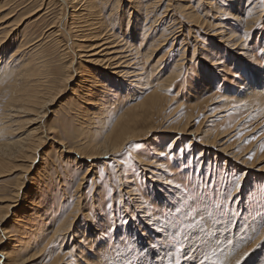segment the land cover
<instances>
[{
    "label": "rangeland",
    "instance_id": "rangeland-1",
    "mask_svg": "<svg viewBox=\"0 0 264 264\" xmlns=\"http://www.w3.org/2000/svg\"><path fill=\"white\" fill-rule=\"evenodd\" d=\"M107 1L101 9L103 25L99 28L86 27L81 15L74 20L65 18V9L59 5V0H0V29L6 26L5 31H11L8 36L4 31L5 40L0 44V69L2 61H8L22 42L18 48H22L19 55L24 66L31 61L30 69L40 68L44 76L49 77L36 74L41 80L35 83L45 84L42 79H48V83L41 84L43 89L37 90L42 93V100L38 95V101L48 102V97L51 104L53 94L58 96L51 106L45 103L43 109H50L39 120L40 113L31 112L33 115L17 109L21 101L14 103L9 90L12 86L8 88L13 83L12 75L11 84H8L9 80L2 79L7 76L5 70L0 73V144L14 145L9 151L14 150L12 156L0 153V215L13 201L14 191L21 183L20 193L24 191L28 198L38 193L44 203L38 206L39 200L36 204H28L29 200L23 199L12 210L15 215H21L25 210L30 212L32 208L46 214L43 237L49 235L52 227L62 219L71 223L70 233L63 231L45 238L46 242L52 238V243L43 250H39L34 242L27 249L19 250V264H51L56 260V264H92V260L96 264H185L194 249L198 248L200 252L203 247L204 251L209 249L204 252L206 256L201 260L196 256L194 264H255L259 261L264 264V84L258 86L252 82V79L264 82V0ZM37 9L39 11L35 12ZM92 28H98L96 31L102 34L101 37L113 34L110 39L115 40L114 49L118 46V54L124 56L127 53L128 60L131 59L130 68L126 66L125 70L137 69L139 77L131 85L127 78L112 74L114 71L110 69L88 64L93 78L106 82L109 88L103 89L102 93V88L85 91V95L78 94L80 100H77L70 92V86L76 88L75 74L66 82L71 71L67 72L69 66L66 64L73 59L69 48L77 54L82 49L86 51L85 45L91 42L85 40L93 33ZM56 29L59 32L66 30L67 34L63 31L57 35ZM0 35L3 37L4 34ZM71 39L74 46L69 42ZM23 43L28 44L22 46ZM176 63L182 65L176 78L168 83L165 80ZM31 64L37 65L36 68ZM81 65L86 66L83 62ZM105 76L108 79H103ZM21 79L18 77L15 82L22 84ZM158 83L164 84L165 88L159 87V90ZM37 86L31 87L37 89ZM249 88H256L257 96H251L249 92L244 94ZM29 90L28 87L26 91ZM153 92L159 93L162 99L158 113L150 109L151 112L144 111L148 108L135 105L152 96ZM98 94L109 95L108 100L117 107L110 109L112 112L105 111V117L101 115V118L83 111L92 105L95 109L99 107V102L95 104ZM12 104L14 108L10 109L8 106ZM98 112L96 109L93 113ZM124 113L129 115V128L136 130L138 137L116 153L91 158L93 161L88 159L93 155L88 154L92 146L94 150L96 146L102 147L100 143L104 136L99 134L107 135L117 117ZM141 113L145 116L141 117ZM187 117L189 124L181 131ZM38 121L45 126L44 135H41L42 130L39 135H32L30 131L39 126ZM82 122L91 125V134H84ZM144 126L145 130L150 126L153 129L145 133ZM99 127L100 133L96 131ZM37 136L43 137V144L38 149L40 158L36 157L33 168L26 174L27 178L38 180L32 186V180L26 181L22 171L33 156L26 146L33 145L34 140L36 143ZM208 136L214 145L204 143ZM19 146L20 152L16 153ZM21 147L25 150L23 153ZM157 150L162 157L156 156ZM94 152L99 154L100 151ZM131 190L137 191L136 197ZM12 211L2 228L10 235L16 234V238L19 235L26 237L19 230L25 231L34 225V218L27 216V220L18 225ZM94 221H98L97 231ZM33 228L37 227L34 225ZM82 229H86L85 237H82ZM76 230L79 234L75 237ZM88 231L95 236L88 238ZM159 234L164 239H159ZM0 239L3 248L8 247L6 251H10L13 240L6 241L2 233ZM20 239L24 245L25 239ZM162 248L164 253L157 254ZM162 255L165 263L160 259ZM25 258L29 260L26 263ZM20 259L25 261L20 262Z\"/></svg>",
    "mask_w": 264,
    "mask_h": 264
},
{
    "label": "bare ground",
    "instance_id": "bare-ground-1",
    "mask_svg": "<svg viewBox=\"0 0 264 264\" xmlns=\"http://www.w3.org/2000/svg\"><path fill=\"white\" fill-rule=\"evenodd\" d=\"M56 1V0H55ZM60 1V4L59 5H61L62 7H64L63 9H65L64 11H65V13H66V15H65V18H67V19H73L74 17H76V18H78V15H81V17L83 18V22L85 23V25H86V27H90V26H92V27H99V28H102V26L101 25H103V22H102V18L100 19V16L102 15L101 14V9H103V3L104 2H106L107 0H59ZM118 1V0H117ZM133 1V0H132ZM131 1V2H132ZM251 1V0H250ZM255 1V0H254ZM58 2V1H57ZM108 2V1H107ZM111 2H113V0H111ZM116 2V1H115ZM114 2V3H115ZM135 2V1H134ZM137 2V1H136ZM139 2V1H138ZM148 2V1H147ZM145 3V2H144ZM155 3V2H154ZM105 4V3H104ZM107 4V3H106ZM115 4H117L118 5V2L117 3H115ZM133 4H136V3H133ZM138 4V3H137ZM139 4H140V2H139ZM146 4H148V3H146ZM113 5V4H112ZM128 5H129V3H128ZM127 5V6H128ZM142 5V4H141ZM181 5V4H180ZM252 5V4H251ZM78 6H79V8H78ZM106 6V5H105ZM104 6V7H105ZM110 6V5H109ZM127 6H126V8H127ZM135 7H136V5H134ZM134 6H133V8H134ZM146 6V5H145ZM169 6V5H168ZM81 7V8H80ZM130 7V6H129ZM193 7V6H192ZM58 8H59V6H58ZM114 8V7H113ZM112 8V9H113ZM60 9V8H59ZM63 9H62V11H63ZM118 9V8H117ZM131 9V8H130ZM135 9H137V8H135ZM139 9H142V8H140L139 7ZM32 11V10H31ZM39 11V9H37V11H35V12H38ZM59 11H61V10H59ZM63 11V12H64ZM111 11V10H110ZM136 11V10H135ZM34 12V13H35ZM136 12H138V11H136ZM109 13V12H108ZM61 14H63V13H61ZM60 14V15H61ZM110 14V13H109ZM139 14H141V13H139ZM191 13L189 12L188 13V15H190ZM197 14V13H196ZM31 15H33V13H31ZM63 15V16H64ZM30 16V15H29ZM107 16V15H106ZM106 16H105V18H106ZM256 16V15H255ZM129 17V16H128ZM80 18V17H79ZM81 18V19H82ZM64 20V19H63ZM74 20V19H73ZM72 20V21H73ZM80 20V19H79ZM119 20V19H118ZM71 21V22H72ZM171 21V20H170ZM20 22V21H19ZM74 22H76V21H74ZM79 22V21H78ZM82 22V23H83ZM154 22V21H153ZM254 22V21H253ZM58 23H59V21H58ZM63 23H64V21H63ZM75 24V23H74ZM108 24V23H107ZM201 25H204V22H201L200 23ZM76 25V24H75ZM83 25V24H82ZM200 25V26H201ZM81 26V25H80ZM127 26V25H126ZM57 27V26H56ZM7 27L6 26H4L3 28L1 27V29H0V34H4L3 35V37H0V44H2V42L5 40L4 38H5V33H4V31H5V29H6ZM61 28V27H60ZM107 28V27H106ZM9 29V28H8ZM53 29V28H52ZM63 29V28H62ZM80 29V28H79ZM93 30V33L91 34V35H88L87 36V38L88 39H86L85 41H90L91 43L87 46V45H85L86 47V51H84V49H82L83 51L82 52H80L79 54H77V53H75V52H72V50L69 48V47H67V48H69V50H70V52L71 53H73V59L71 58L70 59V62L71 63H69L68 65L66 64V66H69V70H67V72H69L70 71V69H71V71H70V77H66V76H64V77H66V78H64V79H66V82H69V80H71V78H73V75L75 74V77L76 78H74V82L76 81V83L74 84L75 86H76V88H73L72 86H70L71 87V89H72V91H70V92H72V95L75 97V98H77V100H80L78 97L80 96V95H78V94H80L81 93V95L83 94V95H85L84 94V92L85 91H88V92H91L92 90H95L96 88H99V89H101L102 88V90L100 91V93H102V91H103V89L105 90V89H107V87L109 86H107L106 85V82H101L100 80H98L95 76H94V78H93V74H92V72H91V70H89V67H88V64L89 65H91V64H94V65H96V66H98L99 68H106V69H110V70H112V71H114V72H116L117 71V73H112V74H117V75H121V77L123 76V77H125V78H127V80L129 81V82H131V83H129V84H131V85H134V83L136 82V79H137V81H138V77L139 76H137V73H139V72H137V69L136 70H134V71H129L130 69H126L125 70V68H127L129 65H130V60L131 59H129L128 60V56L129 55H127V53H126V55H122L123 53H121V54H118L119 52H117L118 50H116L117 48H118V46H117V48L116 49H114V45H115V40L113 41V40H111L110 39V37L111 36H113V34L111 35V36H107V37H101L102 36V34L98 31H96L98 28H92ZM103 29H104V27H103ZM145 29V28H144ZM11 30V29H10ZM82 30V29H81ZM86 30V29H85ZM100 30V29H99ZM55 31V30H54ZM56 31H57V29H56ZM55 31V32H56ZM64 31V30H63ZM63 31L61 30L60 32H62L63 33ZM66 31V30H65ZM64 31V33H66ZM102 31V30H101ZM106 31V30H105ZM120 31V30H119ZM157 31V30H156ZM160 31V30H159ZM6 32V31H5ZM11 31H7L6 32V36H8L9 35V33H10ZM59 32V30L57 31V35H58V33H60ZM78 32V31H77ZM91 32V31H90ZM189 32V31H188ZM233 32V31H232ZM69 33V32H68ZM82 33V32H81ZM86 33V32H85ZM84 33V34H85ZM97 33V34H96ZM146 33H148V32H146ZM220 33V32H219ZM53 34V33H52ZM67 34V33H66ZM65 34V35H66ZM90 34V33H89ZM106 35V34H105ZM143 35H145V34H143ZM147 35V34H146ZM221 35V34H220ZM233 35V34H232ZM1 36V35H0ZM82 36H84L83 34H82ZM164 36V35H163ZM65 37V36H64ZM67 37V36H66ZM81 37V36H80ZM91 37V38H90ZM147 36H145V38H146ZM68 38L70 39L71 37H70V35L68 36ZM67 38V39H68ZM85 38V37H84ZM163 38V37H162ZM234 38V37H233ZM238 38V37H237ZM240 38V37H239ZM4 39V40H3ZM73 39V38H72ZM72 39L69 41V42H71L70 44H72L73 45V43H72ZM75 39V38H74ZM65 40H66V38H65ZM75 40H80V38H78V39H75ZM74 40V41H75ZM81 40H83V38H81ZM230 40V39H229ZM237 40V39H236ZM236 40L234 41V42H236ZM73 41V42H74ZM155 41V40H154ZM26 42V41H25ZM76 42V41H75ZM78 42V41H77ZM81 42V41H80ZM22 43V42H21ZM20 43V44H21ZM20 44H18V45H20ZM24 44V43H23ZM28 43H26V44H24V45H22V46H26ZM67 44V43H66ZM79 44V43H78ZM117 44V43H116ZM18 45H17V48L16 49H14V51H13V55H11V58H9L8 59V61H6V60H3L2 62H3V65H2V68L0 69V73H2L4 70H5V73H7V76H6V78L5 77H2V79L4 78L5 80H9V79H11L10 78V76L12 75V78L13 79H11V82L13 81V83L11 84V82H10V80L8 81V84H11L8 88H10L11 86V88L9 89V90H11L10 92H11V98H14V100H13V102L14 101H21V103H20V105L19 106H17V109L18 108H20V109H23L24 111H26L27 110V112H29V113H31V112H33V113H35V112H38V114L40 113V115H41V117L39 118V120H41L42 118H44L45 116H46V113H47V110H49V109H43V106H45V103H47L46 105L47 106H51L52 105V103H53V100L55 101V97L57 96V95H55L54 96V94H53V100H52V102H51V104L49 103V101L51 100V98H48L47 97V100L49 99V101L47 102H45L44 103V101H41L42 100V98L40 97L41 96V94L42 93H40L39 91H41L40 89H43L42 87H41V84L43 83V82H40V83H35V81L36 82H39L41 79L40 78H38V79H40V80H38L37 79V76L38 75H42L43 73L41 72V70H39L38 68L37 69H35V70H37V71H35L34 69H33V67H31V69L29 68V64L30 63H32L31 61H30V63L28 64V65H25L24 66V64H23V60L21 61L20 59V56L21 55H19L20 53H19V50L20 49H22L21 48V46H20V48H18ZM72 45H70V46H72ZM80 45V44H79ZM120 45V44H119ZM123 45V44H122ZM157 45H159V43L157 44ZM164 45V44H163ZM74 46V45H73ZM4 47V46H3ZM217 47V46H216ZM7 48V47H6ZM24 48V47H23ZM81 48V47H80ZM122 48V47H121ZM1 46H0V52H1ZM65 49V48H64ZM157 49V48H156ZM195 49V48H194ZM67 50V49H66ZM78 50H80V49H78ZM78 50H77V52H78ZM203 50V49H202ZM2 51H4V49L2 50ZM24 51V50H23ZM22 51V52H23ZM64 51V50H63ZM196 51V50H195ZM205 51V50H204ZM245 51V50H244ZM68 52V51H67ZM183 52H185V51H183ZM194 52V51H193ZM24 53V52H23ZM212 53V52H211ZM1 54V53H0ZM209 54V53H208ZM3 55V54H2ZM14 55H16V56H14ZM22 56H23V54H22ZM24 59H26L25 57H24ZM209 59V58H208ZM211 59V58H210ZM182 60V59H181ZM161 61V60H160ZM26 62H29V60L28 61H25V64H26ZM69 62V61H68ZM84 63V64H86V66L85 65H81V63ZM0 64H2L1 62H0ZM33 64V63H32ZM31 64V66H34L35 68H36V66L35 65H32ZM132 64V63H131ZM133 65H135V63L133 64ZM132 65V66H133ZM182 64L181 63H176V64H174V66H173V70H172V72H170L168 75V77L166 78V82H170L171 80H174L175 78H176V72H179V69H180V66H181ZM218 65V64H217ZM127 66V67H126ZM138 66V65H137ZM5 68V69H4ZM128 68H130V67H128ZM133 68V67H132ZM131 68V69H132ZM67 69V68H66ZM97 67L96 68H94V72L96 73L97 72ZM134 69V68H133ZM34 71V72H33ZM39 71L41 72L40 74H39ZM139 71V70H138ZM36 72V73H35ZM38 73V75H36ZM94 73V74H95ZM3 75H4V73H3ZM101 75V74H100ZM119 75V76H120ZM141 75V74H140ZM177 75H178V73H177ZM254 75H255V73H254ZM97 76V75H96ZM18 77H20V79H21V77H22V79L21 80H23V82L21 81V83L22 84H20V83H18V82H15V81H17V80H15V79H17ZM40 77H42V76H40ZM45 77H47V76H44V74H43V78H45ZM120 77V78H121ZM122 77V78H123ZM34 78V79H33ZM47 78H49V77H47ZM42 79V81H44V82H46V83H48L47 81H48V79ZM124 78V79H125ZM129 78V79H128ZM131 78H134V79H131ZM32 79V80H31ZM64 79H62L63 81H64ZM103 79H108V77L107 76H105ZM5 80H4V82H5ZM38 80V81H37ZM47 80V81H46ZM140 80V79H139ZM3 80H1V82H2ZM62 81V82H63ZM105 81V80H104ZM10 82V83H9ZM65 82V83H66ZM113 82H117V81H113ZM119 82V81H118ZM132 82H134V83H132ZM165 82V83H166ZM252 82H254V84L255 85H263L264 84V82L262 83V82H256L254 79H252ZM18 83V84H17ZM36 84V85H33V84ZM45 83V84H46ZM140 83V82H139ZM138 82H137V84H139ZM160 83V82H159ZM159 83H158V89H159V87L160 88H165V86L163 87L162 85H164V84H162V85H159ZM162 83V82H161ZM164 83V82H163ZM40 84V86H37V85H39ZM44 84V83H43ZM42 84V85H43ZM44 84V85H45ZM54 84V83H53ZM62 84H64V82L62 83ZM67 84V83H66ZM112 84V83H111ZM117 84V83H116ZM128 84V83H127ZM167 84V83H166ZM18 85H20L19 87H18ZM22 85V86H21ZM59 85V88H60V84H58ZM68 85V84H67ZM136 85V84H135ZM31 86H33L34 88L37 86V89H34V88H32ZM64 87L66 86V85H63ZM114 86H115V84H114ZM118 86V85H117ZM130 86V85H129ZM139 86V85H138ZM157 86H155V88L157 87ZM169 86V85H168ZM27 87V89H25ZM28 87L30 88V90L29 91H26V90H28ZM52 87V86H51ZM150 87V86H149ZM40 88V89H39ZM45 88H48V87H45ZM58 88V87H57ZM61 88H62V86H61ZM109 88V87H108ZM154 88V89H155ZM39 89V91H37ZM48 89H50V88H48ZM154 89H153V91H154ZM52 90V89H51ZM59 90V89H58ZM57 90V91H58ZM160 90V89H159ZM255 90H256V88H249V90H245L244 91V94L245 93H247V92H249V95H251V96H254V95H256L257 96V93H255ZM48 91V90H47ZM57 91H55V92H57ZM39 94H38V93ZM61 92V91H60ZM79 92V93H78ZM159 92V91H158ZM9 93V92H8ZM150 93H152V92H150ZM37 94V95H36ZM45 94V93H44ZM55 94H57V93H55ZM60 93H59V91H58V95H59ZM90 94V93H89ZM163 94H164V91H163ZM163 94H161L162 96H163ZM260 94V93H259ZM38 95H39V97L41 98V102L42 103H44V105L42 104L41 105V103H40V101H38V99H39V97H38ZM48 95H50V94H48ZM262 95V94H261ZM52 96V95H51ZM99 96V97H98ZM98 96H97V100H95V101H97V102H95V104L96 105H98L99 104V107H97L96 109L99 111L98 113H93L94 111H96V109H95V107H93L92 108V106H90V107H86V108H84L83 109V111L85 112V114L87 115V113H89V114H91V115H96V116H98V117H100L101 118V115H103V113L105 114V111L106 112H112L111 110H112V108H114L115 107V105L113 106V103H111L108 99H109V95H101V94H98ZM108 96V97H107ZM242 96H245V95H242ZM259 96V95H258ZM42 97H44V96H42ZM58 97V96H57ZM82 97H84V96H82ZM144 97H146V96H144ZM260 97V96H259ZM262 97V96H261ZM86 98V97H85ZM93 98V97H92ZM163 98V97H162ZM10 99V98H9ZM46 99V98H45ZM91 99V98H90ZM143 99V98H142ZM12 100V99H11ZM83 100V99H82ZM86 100V99H85ZM161 97H160V94L158 93H155L154 94V92H153V95L152 96H150V97H147L146 99L144 98L142 101H140V104L138 105V104H135V105H137V106H140L141 108H142V106H144V108H148V109H145L144 111H149V109L150 110H152V112L153 111H155V112H159V110L162 108V106L160 105V102H161ZM166 100V99H165ZM169 100V99H168ZM84 101V100H83ZM89 101V100H88ZM88 101L86 102V104L88 103ZM93 101V100H92ZM167 101V100H166ZM99 102V103H98ZM116 102V101H115ZM15 103V102H14ZM18 103V102H17ZM16 103V104H17ZM49 103V104H48ZM98 103V104H97ZM115 104V103H114ZM8 105V104H7ZM110 106H112V107H110ZM137 106H135V109L137 110ZM8 107H10V109H13L14 108V106H13V104H12V106H8ZM42 107V108H41ZM46 107V106H45ZM193 107V106H192ZM117 107H115L114 109H116ZM132 108H134L133 106H132ZM131 108V109H132ZM7 109V108H6ZM43 109V111H40V110H42ZM95 109V110H94ZM111 109V110H110ZM139 109V108H138ZM128 110H130V109H128ZM127 110V111H128ZM136 110L134 111V112H136ZM143 109H141V111H142ZM17 111V110H16ZM20 111V110H19ZM138 111V110H137ZM140 111V112H141ZM12 112V111H11ZM26 112V113H27ZM143 112V111H142ZM149 112H151V111H149ZM224 112V111H223ZM10 113V112H9ZM19 113V112H18ZM33 113H31V114H33ZM102 113V114H101ZM125 113H126V111H125ZM123 114L122 116H120V117H117V119H116V121H114V123H113V125H111L112 127L109 129V131L107 132V135L106 134H103L101 131H99V130H101V128L99 127V129L98 130H96L97 132L99 131V133L101 132V134H99V135H101V136H104V137H102V143H100L101 144V148L99 149V147L98 146H96V147H98V148H96L95 147V150H99L100 152H99V154H98V152L97 153H95L94 151V146H92V145H90V146H92V148H90L91 149V151H92V153H89V152H91V151H89L88 152V154H93L92 156H90L89 158L88 157H86V158H88V159H91V158H101V157H103V156H105V154H108V153H110V154H113V153H116V152H118V151H120L122 148H123V146L127 143V142H130V141H132V140H135L136 139V136L138 137V135H136V133H135V131L134 130H131V128H129V123L131 122V120L129 121L128 120V118H130V117H128L129 115L128 114ZM128 113H130L129 111H128ZM133 113V112H132ZM20 114V113H19ZM35 114H37V113H35ZM35 114H33V115H35ZM135 114V113H134ZM142 114V113H141ZM33 115H31V116H33ZM40 115H38V116H40ZM115 115V114H114ZM113 115V116H114ZM119 115V114H118ZM117 115V116H118ZM121 115V114H120ZM132 115V114H131ZM130 115V116H131ZM144 115V113L142 114V116L141 117H144L143 116ZM147 115V114H146ZM30 116V115H29ZM104 116V115H103ZM109 116V115H108ZM127 116V117H126ZM136 115H134L133 117H135ZM149 116V115H148ZM36 118H37V116H35ZM105 117V116H104ZM110 117H111V115H110ZM109 117V118H110ZM132 117V118H133ZM150 117V116H149ZM148 117V118H149ZM16 118V117H15ZM95 118V117H94ZM108 118V117H107ZM112 118V117H111ZM12 119H14V118H12ZM17 119V118H16ZM15 119V120H16ZM140 119V118H139ZM138 119V120H139ZM150 119V118H149ZM148 119V120H149ZM190 118L189 117H187L186 119H185V121H184V124H183V126L180 128L181 129V131H183V130H185L186 129V127L188 126V124H189V120ZM136 120V119H135ZM143 120V119H142ZM146 120V119H145ZM84 121V120H83ZM103 121V120H102ZM105 121V120H104ZM103 121V122H104ZM141 121V120H140ZM151 121H152V119H151ZM41 122V121H40ZM39 121H38V123H39V126H37V127H35L34 129H32V130H30L31 131V133H32V135L34 134V135H36V134H40V131L42 130V133H41V135H44V131H43V128L45 129V126L44 125H42V123H40ZM44 122V121H43ZM85 122V121H84ZM84 122H82V125H81V129L84 131V134H87V133H90L91 134V132H90V130H91V128L89 127V126H91V125H89V124H85ZM103 122H101L100 123V126H102V123ZM135 122H137V121H135ZM144 122V121H143ZM30 123H32V122H30ZM109 123H110V121H109ZM13 124V123H12ZM136 124V123H135ZM144 124H145V122H144ZM133 125V124H132ZM143 125V124H142ZM51 126V125H50ZM50 126H48V128L50 127ZM52 127V126H51ZM50 127V130L52 129ZM107 127V126H106ZM47 128V127H46ZM233 128V127H232ZM231 128V129H232ZM19 129V128H18ZM86 129V130H85ZM153 129V126H150L149 128H148V130L150 131V130H152ZM174 129H176V130H180L179 128L177 129V128H174ZM47 130V129H46ZM92 130H94V129H92ZM144 130H145V126H144ZM146 130H147V128H146ZM146 130H145V133H146ZM147 130V131H148ZM95 131V130H94ZM148 131V132H149ZM230 131V130H229ZM28 133V132H27ZM30 133V132H29ZM142 135H143V133H141ZM140 134V135H141ZM221 134V133H220ZM228 134V133H227ZM31 135V136H32ZM34 137V136H33ZM39 136H37V138H38ZM140 137V136H139ZM205 137H207V136H205ZM221 137V136H220ZM41 138L43 139V137H39L38 138V140L36 139V143H35V140H34V143H35V145H34V143H33V145H29V146H26L28 149L27 150H29V149H31V154L33 155V156H31L29 153V155L31 156V162H30V164L28 165L27 163V165H28V167H26V169H25V171H22V174L25 176V179H26V181H30V180H32L30 177V179L29 178H27L26 177V174L33 168V164H34V162H35V159H37L36 157H38V158H40L39 157V153H38V149L39 148H41V146H42V144H43V142H41ZM45 138V137H44ZM99 138H101V137H99ZM35 139V138H34ZM27 140V139H26ZM31 140V139H30ZM55 142V141H54ZM57 142V141H56ZM87 142V141H86ZM4 142H2V144H3ZM12 143H14V141L12 142ZM21 143H23V142H21ZM87 143H90L89 141L87 142ZM204 143L206 144V145H211L212 143H213V141H210V138H209V136H208V139H205V141H204ZM0 144L1 145V149H0V153L1 154H3L4 156H12V153H14V150H13V152L12 153H9V151H11V149L13 148V144H8V142H7V144ZM14 144H16V142L14 143ZM24 144H26V143H24ZM23 144V146H25ZM30 144H31V142H30ZM62 144V143H61ZM84 144V143H83ZM89 145V144H88ZM213 145H214V143H213ZM17 146V145H16ZM89 146V147H90ZM228 146V145H227ZM233 147V146H232ZM22 148V147H21ZM227 148V147H226ZM19 149H20V146L18 147V148H16V150H15V152L17 153V152H20L19 151ZM62 149V148H61ZM80 150V149H79ZM85 150H87V149H85ZM156 150V149H155ZM25 150H23V148H22V150H21V152L23 153ZM61 151V150H60ZM63 151V150H62ZM81 152H82V150H80ZM30 152V151H29ZM64 152V151H63ZM71 153V152H70ZM76 153H80V152H76ZM85 153V152H84ZM27 154V153H26ZM17 155V154H16ZM24 155V154H23ZM82 155H83V153H82ZM19 156V155H18ZM29 156V157H30ZM156 156H158V157H162L163 156V154L160 152V151H156ZM20 157V156H19ZM22 157V156H21ZM26 157H27V155H26ZM47 157V156H46ZM80 156H78V158H79ZM84 157H85V155H84ZM23 158V157H22ZM48 158V157H47ZM50 158V157H49ZM80 158H82V157H80ZM84 159V158H83ZM7 160V159H6ZM22 160V159H21ZM20 160V161H21ZM45 160V159H44ZM51 160V159H50ZM92 160V159H91ZM30 161V160H29ZM47 161V160H46ZM78 161H80V159L78 160ZM86 161H87V159H86ZM89 161V160H88ZM93 161V160H92ZM91 161V162H92ZM19 162V161H18ZM21 162H24L23 160L21 161ZM26 162V161H25ZM48 162V161H47ZM98 162V161H97ZM13 163V162H12ZM46 163V162H45ZM78 163V162H77ZM148 163V162H147ZM36 164V163H35ZM145 164V163H144ZM143 164V165H144ZM86 165V164H85ZM89 165V164H88ZM79 166H80V164H79ZM90 166V165H89ZM147 166V165H146ZM149 166V165H148ZM88 167V166H87ZM22 168V167H21ZM41 168H43V167H41ZM89 168V167H88ZM161 168V167H160ZM164 168V167H163ZM261 168V167H260ZM23 169V168H22ZM35 169V168H34ZM165 169V168H164ZM15 171V170H14ZM19 171V170H18ZM43 171V170H42ZM1 172V171H0ZM26 172V173H25ZM37 173H38V170L36 171ZM167 172V171H166ZM37 173H36V177H37ZM21 174V175H22ZM39 174V173H38ZM87 174V173H86ZM22 175V176H23ZM161 175V174H160ZM159 175V176H160ZM168 175V174H167ZM24 176H23V179H24ZM35 176H33V177H35ZM84 177V176H83ZM163 178V177H162ZM39 179V178H38ZM176 180V179H175ZM38 180H32V186H34V184H35V182L36 183H38L37 182ZM128 181V180H127ZM21 182V181H20ZM19 182V183H20ZM129 182H130V180H129ZM24 183H25V181H24ZM23 183V184H24ZM127 185H128V183H126ZM22 184L20 183V185L18 186V190H16V191H14L15 192V197H14V199H13V201L12 202H10L11 204H9V205H7L6 207H5V212L3 211L2 212V215H0V234L2 233V235H3V237H4V239L6 240V241H10L11 242V240H13L12 242L14 243V244H12V247H10V251H6L7 250V248L8 247H5V248H3V244L1 243V241H0V264H19V260H17V257L19 256V250H22V248L23 249H27L28 248V245L30 244V243H33L34 242V244L36 245V246H38V247H40V249L39 250H43L44 248H46V246H48L49 244H51L52 243V241H51V239L52 238H50V239H48V241L46 242V240H45V238H48L51 234H52V237L53 236H55V235H58V234H60V233H62L63 231H64V233H70V228H71V223L70 224H67L68 223V219L66 220V218L65 219H62V221H60L59 223H57L56 225H54L53 227H52V231L49 233V235L47 234L45 237H43V235L45 234V229H44V217H45V215H43L39 210H38V208L36 209V208H32V210H30V212L28 211H23L22 213H21V215H23V216H21V215H15V213L12 211L13 209H15V208H17V206H18V204L17 203H19V202H22L23 201V199H25V200H29L28 201V204H33V203H35L36 204V201H38L39 202V205L38 206H41L42 205V202H41V200H40V195H38V193H33L34 195L31 197V198H28L27 197V194L26 193H24V191H22V193H20V190H21V188H22V186H21ZM80 187V186H79ZM126 187V186H125ZM126 188H129V187H126ZM132 188V187H131ZM134 188V187H133ZM29 191V190H28ZM130 191V190H129ZM131 192L133 193L132 195H134V197H136L135 196V192H137V191H133V190H131ZM31 193V192H30ZM31 195V194H30ZM130 195V194H129ZM138 195V194H137ZM45 196V195H44ZM45 198H46V196H45ZM140 198L141 197H138V199L140 200ZM41 199H43V198H41ZM79 199V198H78ZM136 199V198H135ZM137 199V200H138ZM138 200V201H139ZM137 201V202H138ZM140 201H143L142 199L140 200ZM146 201V200H145ZM14 203H16V204H14ZM44 203V202H43ZM140 203V202H139ZM147 203V202H146ZM138 204V203H137ZM141 204V203H140ZM148 204V203H147ZM146 205V204H145ZM31 206V205H30ZM35 206V205H34ZM43 206V205H42ZM137 206V205H136ZM36 207V206H35ZM45 207V206H44ZM145 207V206H144ZM26 208V207H25ZM30 208V207H29ZM138 208V207H137ZM140 208H142L141 207V205H140ZM28 209V208H27ZM139 209V208H138ZM19 210V209H18ZM29 210V209H28ZM45 210V209H44ZM12 211V213L11 214H13V216L15 217V222L18 224V225H20L21 224V222H24L25 220H27V216H29V218H31V219H33L32 220V222L33 221H35V227H37V228H33V226L34 225H32V226H30L29 228H26V230L24 231V230H19V232L23 235H27L26 237H20V235L19 236H17V238L14 236V235H16V234H14V235H10V232L9 231H7V229H5V228H2L3 227V225H5V219H6V217L9 215V213ZM32 211V212H31ZM150 212V211H149ZM30 213V214H29ZM144 213V212H143ZM147 213V212H146ZM145 213V214H146ZM148 214V213H147ZM152 214V213H151ZM67 216V215H66ZM69 216V215H68ZM152 216V215H151ZM72 217H74V216H72ZM145 217H147V216H145ZM30 219V220H31ZM147 219H148V217H147ZM150 219V218H149ZM29 220V221H30ZM73 220V219H72ZM29 221H27V223L29 222ZM98 223V221H94V223ZM37 223V224H36ZM97 223L94 225L95 226V231H97ZM23 226V225H22ZM28 226V225H27ZM202 229V228H201ZM36 230V232L35 233H33L34 231ZM83 230V229H82ZM81 230V231H82ZM90 231H88L87 232V235H88V238H92L93 236H95V234H93V232H91V233H89ZM85 233H86V229L85 230H83L82 231V237L84 236L85 237ZM143 233V232H142ZM79 234V230H76V232H75V237L77 236ZM134 234V233H133ZM194 234V233H193ZM70 235V234H69ZM197 236V235H196ZM157 237L159 238V237H162V239H164L163 238V236L162 235H157ZM198 237V236H197ZM20 238H24L25 240V242H24V245H21V243H20V241H21V239ZM66 238V237H65ZM160 239V238H159ZM162 239L160 240V242L162 241ZM166 239V238H165ZM1 240V239H0ZM201 240V239H200ZM211 240V239H210ZM32 241V242H31ZM202 241V240H201ZM204 241V240H203ZM239 241V240H238ZM152 243H153V241H152ZM151 243V244H152ZM203 243V242H202ZM204 243H206V242H204ZM203 243V244H204ZM148 244H149V242H148ZM191 244V243H190ZM209 244V243H208ZM10 245V244H9ZM150 245V244H149ZM8 246V245H7ZM75 246V245H74ZM73 246V247H74ZM151 246H153V245H151ZM201 246H202V244H201ZM209 246V245H208ZM206 247V248H209V247ZM72 247V248H73ZM203 247V246H202ZM70 248V247H69ZM165 248V247H164ZM193 248V247H192ZM192 248H191V250H192ZM203 248H205V247H203ZM203 248H202V250H200V252H199V249L197 248V249H194V252L193 253H191V251L189 250L188 252L189 253H191L190 254V256H189V258L187 259V261L185 262V264H194L195 263V261H196V256H198V258L201 260L204 256H206V253H204V252H206V251H208V250H203ZM79 249V248H78ZM150 250H151V247L149 248ZM229 249V248H228ZM73 250V249H72ZM171 250V249H170ZM233 250H234V248H233ZM164 249L162 248V249H160L159 251H157L156 253L158 254L159 252L160 253H164ZM167 252V251H166ZM199 252V253H198ZM159 253V254H160ZM226 253H227V251H226ZM202 254H204L203 256H202ZM36 255V254H35ZM129 255V254H128ZM136 255V254H135ZM167 255V254H166ZM199 255H200V257H199ZM210 255V254H209ZM224 255V254H223ZM169 256V255H168ZM32 257V256H31ZM56 257V256H55ZM131 257V256H130ZM160 257H162V258H160V259H162V262L163 263H165L164 262V259L165 258H163V255L162 256H160ZM170 257V256H169ZM169 257H167L166 256V258H169ZM218 257V256H217ZM216 257V258H217ZM151 258V257H150ZM149 258V259H150ZM220 258H222V256L220 257ZM24 259V258H23ZM26 259V261L25 260H22V259H20V262H21V260L22 261H25V263L27 262V261H29L28 260V258H25ZM128 259V258H127ZM146 259V258H145ZM157 259V258H156ZM55 260V259H54ZM86 260H88V258L86 259ZM123 261V260H122ZM121 261V262H122ZM167 261V260H166ZM168 261H170V259L168 260ZM207 261V260H206ZM56 262H57V260L55 261V263L54 262H52L51 264H56ZM125 262V261H124ZM103 263H106V262H103ZM102 263V264H103ZM115 263V262H114ZM161 263V262H160ZM215 263V262H214ZM92 264H96V262H94L93 260H92ZM110 264V263H109ZM169 264V263H168ZM255 264H261V262L259 261V262H257V263H255Z\"/></svg>",
    "mask_w": 264,
    "mask_h": 264
},
{
    "label": "snow or ice",
    "instance_id": "snow-or-ice-1",
    "mask_svg": "<svg viewBox=\"0 0 264 264\" xmlns=\"http://www.w3.org/2000/svg\"><path fill=\"white\" fill-rule=\"evenodd\" d=\"M237 264H239V262H237Z\"/></svg>",
    "mask_w": 264,
    "mask_h": 264
}]
</instances>
